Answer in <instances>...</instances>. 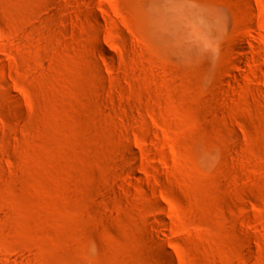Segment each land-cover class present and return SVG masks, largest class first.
<instances>
[{
  "label": "rangeland",
  "instance_id": "1",
  "mask_svg": "<svg viewBox=\"0 0 264 264\" xmlns=\"http://www.w3.org/2000/svg\"><path fill=\"white\" fill-rule=\"evenodd\" d=\"M0 264H264V0H0Z\"/></svg>",
  "mask_w": 264,
  "mask_h": 264
}]
</instances>
